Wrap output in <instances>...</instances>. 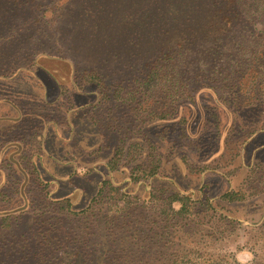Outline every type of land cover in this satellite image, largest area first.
I'll use <instances>...</instances> for the list:
<instances>
[{"label":"trees","instance_id":"1","mask_svg":"<svg viewBox=\"0 0 264 264\" xmlns=\"http://www.w3.org/2000/svg\"><path fill=\"white\" fill-rule=\"evenodd\" d=\"M248 1L255 5L245 13L241 0H0V80L36 71L50 56L64 58L73 70V94L57 85L55 106L41 94L40 110L29 111L41 122L68 128L69 110L90 120L101 139L97 151H103L102 142L115 146L106 170L116 171L125 161L133 183L160 178L159 157L149 151L158 144L149 136L168 149L183 145V133L171 138L175 106L209 90L232 120L223 154L231 161L243 139L264 133V0ZM86 94L93 103L84 106L79 99ZM155 101L162 107L154 109ZM205 108V124L193 141L200 142L198 153L217 145L222 133L212 119L217 107ZM149 122L158 123L160 132L148 130ZM132 138L138 140L127 143ZM77 142L74 135L67 143L73 152ZM69 162L61 164L69 168L63 177L74 173ZM207 166L189 170L197 180L194 192L174 177L170 189H154L145 199L104 178L81 209L68 197L48 196V181L32 163L22 190L28 200L12 205L23 178L11 169L0 189V201L10 202L0 205V264H241L218 247L240 225L227 205L245 196L248 206L262 205L264 173L260 164L248 169L245 195L210 166L205 173L228 184L212 198L201 177ZM253 223L245 231L248 264H264V212Z\"/></svg>","mask_w":264,"mask_h":264},{"label":"rangeland","instance_id":"2","mask_svg":"<svg viewBox=\"0 0 264 264\" xmlns=\"http://www.w3.org/2000/svg\"><path fill=\"white\" fill-rule=\"evenodd\" d=\"M241 2H243L241 8L245 13L253 10L255 5L253 2H246V0H241ZM62 59L64 58L50 56L49 59L39 61L38 70L36 71L30 68L32 72H17L18 74L13 77L6 78L4 81L0 80V189L5 187L7 175L11 169L21 173L23 178L19 185L21 192L11 197L10 202L12 205L23 203L25 206L28 200L22 190L28 184L25 172L30 167V163L36 165L38 171L48 181V196L58 199L68 197L77 209L85 208L88 205L104 178L111 179L130 197L137 195L145 199L149 191L152 192L158 188L170 189L169 181L174 180V177H176L180 186L183 188L192 187V192H194L196 189V176L187 175L194 165L196 167L207 165L215 167L212 170L224 174V176L227 175L225 178L230 180L232 189L244 192L245 195L248 169L255 164H260V170L264 173V133L257 135V132H255L247 140L243 139L245 141L241 143L238 155L233 160L229 161L227 155H223L232 120L228 111L215 103L214 94L209 90L197 92L192 103H181L175 106L172 116L175 117L172 119L173 123L176 124L173 127L175 133L174 135L170 134V136L172 135L171 138L174 139L176 135L183 133L185 136L181 139L183 145H172L173 148L168 149L160 140L149 136L151 139H155L158 144V148L149 151L159 157L160 172H162L159 179L151 176L148 180L130 182L128 172L130 165L125 161L121 162L123 164L122 168L108 172L104 167V163L106 158L112 154L115 147L114 143L110 140L109 143L112 142V144L102 142L103 151H97L101 139L98 138L97 130L90 120L82 115L72 116V110H69L68 114L70 113L71 116L66 118L65 121L69 122V128L72 129L70 130L65 125H55L50 121L41 122V118L36 115V111H29L30 109L40 110L41 105L38 100L41 94L44 95L46 101H48L47 99L50 100L49 105L47 104L49 107L55 106L60 97L56 88L57 85L69 87L71 94H73L72 86H75L73 70L69 71ZM84 87L86 90L90 88L89 86ZM81 96L79 101L87 102L84 106L93 103L91 97H88L87 94ZM159 96L160 93H155L152 99L157 100ZM155 102L153 104L154 109L155 107L159 108L161 104ZM205 106L217 107L218 116H214L212 119L220 122L222 133L217 139V145L207 146L208 150L203 149L202 153H198L197 148L200 146V142L194 145L193 141L196 137H199L205 124L207 112ZM141 118L143 117L141 116ZM146 128L155 133L161 130L158 123L153 124L152 122ZM211 128H209L210 131ZM74 129L75 133L73 134ZM74 135L75 139L78 140V146L73 152L71 146L67 143L71 141L72 136L74 139ZM254 135L257 136L253 139ZM134 140L138 139H129L127 143ZM206 142L207 137H203L202 143L205 144ZM81 147L86 148V150ZM146 151L143 152L141 159L147 154ZM221 155L223 159L220 161L221 158L219 157ZM20 157L22 158L20 159ZM68 158L70 159L68 164L72 165L74 173L63 177L61 175L67 174L69 168L61 164ZM225 161H228L229 164L223 166L222 163L224 164ZM131 164L135 163L132 162ZM210 166H207V169L201 173V177L202 179L205 178L207 183L209 182V186L206 188L207 195L215 198L227 188L228 184L224 178L217 174H211V172L206 174V171L211 170ZM187 193H190V190ZM262 199H264V194L259 198V200ZM10 202L7 204V200L4 199L0 201V205L6 206ZM249 203L252 202H246L245 196V199L240 203L227 205L232 208L240 222L238 234L228 236L226 242L218 245L221 249L232 251L241 264H248L252 259L251 251L244 246L246 226L255 224L253 222L264 212V202L257 207L248 206Z\"/></svg>","mask_w":264,"mask_h":264}]
</instances>
